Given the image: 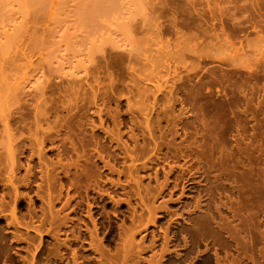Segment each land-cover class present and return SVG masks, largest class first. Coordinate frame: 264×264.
Instances as JSON below:
<instances>
[{
    "label": "rangeland",
    "instance_id": "1",
    "mask_svg": "<svg viewBox=\"0 0 264 264\" xmlns=\"http://www.w3.org/2000/svg\"><path fill=\"white\" fill-rule=\"evenodd\" d=\"M103 1L0 0V264H264V0Z\"/></svg>",
    "mask_w": 264,
    "mask_h": 264
},
{
    "label": "bare ground",
    "instance_id": "2",
    "mask_svg": "<svg viewBox=\"0 0 264 264\" xmlns=\"http://www.w3.org/2000/svg\"><path fill=\"white\" fill-rule=\"evenodd\" d=\"M105 1H106V0H104L103 3H104ZM255 2H256L255 0H248V6H249V5H250L249 7L254 6L253 4H255ZM106 3L108 4L107 1L105 2V4H106ZM112 3H113V1H112ZM114 3L116 4V2H114ZM114 3H113V4H114ZM117 3H118V2H117ZM226 3H229V4H230L231 2L228 0V1H226ZM100 4H101V3H100ZM105 4H104V5H105ZM117 5H118V4H117ZM110 6H112V5H110ZM113 6H114V5H113ZM115 6H116V5H115ZM97 7H99V5H97ZM101 7H102V6H101ZM108 7H109V6H108ZM249 7H248V8H249ZM99 8H100V7H99ZM226 8H227V7H226ZM101 9H102V8H100V11H101ZM104 9H105V8H104ZM104 9H102V10H104ZM227 9H228V8H227ZM248 10H249V9H248ZM92 13H93V12H92ZM98 13H99V12H98ZM95 14H96V13H95ZM92 15H93V14H92ZM94 18H95V15H94ZM94 18H93V19H94ZM222 27H224V26L222 25ZM259 27H260V29L263 28V26H261V25H260ZM254 28H256V26H255ZM223 30H224V29H223ZM221 31H222V30H221ZM258 36H259V35H258ZM260 36H261V35H260ZM209 37H210V36H209ZM210 38H211V37H210ZM216 38L218 39V37H216ZM219 38H220V37H219ZM214 39H215V38H214ZM219 42H220V41H219ZM224 42H225V41H224ZM218 44H219V43H218ZM224 48H225V47H224ZM222 50H223V49H222ZM215 51H216V50H215ZM220 53H221V52H220ZM221 54H222V53H221ZM14 84H15V83H14ZM8 85H10V86L12 85V87H13V83H12V84H9V83H8ZM4 86H6V85L4 84ZM10 86H9V87H10ZM6 88H7V87H6ZM10 88H11V87H10ZM1 89H3V88H1ZM4 89H5V87H4ZM7 89H8V88H7ZM11 89H13V88H11ZM14 90H16V88L13 89V90H11V93H12V91H14ZM5 93H6V91H5ZM14 93H16V92L14 91L13 94L11 95V97H10L9 95H8V96L10 97V99H12V97H13L14 100L16 101V99H15V97H14V96H16V95H15ZM7 94H9V92H8ZM13 95H14V96H13ZM17 95H18V94H17ZM5 96H6V95H5ZM4 98H5V97H4ZM7 98H8V97H7ZM16 98H17V96H16ZM10 99H9V100H10ZM6 100H8V99L5 98V101H6ZM14 100H12V101H14ZM10 101H11V100H10ZM7 102H8V101H7ZM7 102H6V103H7ZM13 103H14V102H13ZM13 103H12V105H13ZM10 104H11V103H10ZM10 104H9V105H10ZM5 105H6V104H5ZM7 106H8V105H7ZM41 108H43V105L41 106ZM41 108H40V110L43 111V109H41ZM5 109H6V108H5ZM44 109H45V108H44ZM2 111L6 113V111H4V109L1 110V112H2ZM8 111H9V110H8ZM40 113H42V112H40ZM3 114H4V113H3ZM8 114H9V112H8ZM1 115H2V113H1ZM1 115H0V117H2ZM6 115H7V114H6ZM3 118H4V117H3ZM4 119H5V118H4ZM4 119H3V120H4ZM5 121H7V120H5ZM6 124H7V123H6ZM6 129H8V126H7V125H6ZM7 131H8V130H6V133L8 134ZM9 133H10V132H9ZM10 134H11V133H10ZM12 137L17 138L16 136H12ZM7 140H8V139H7ZM10 141H13V139L10 140ZM11 143H12V142H11ZM40 143H41V142H40ZM10 145L12 146L13 144H10ZM38 145H39V144H38ZM40 145H41V144H40ZM9 147H10V146H9ZM12 147H13V146H12ZM12 147L10 148V154H9L10 158H8V159H11V163L13 164V163H14V158H15V152H14V149H13ZM6 149H7V148H6ZM40 149H41V148H40Z\"/></svg>",
    "mask_w": 264,
    "mask_h": 264
}]
</instances>
